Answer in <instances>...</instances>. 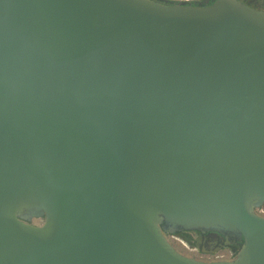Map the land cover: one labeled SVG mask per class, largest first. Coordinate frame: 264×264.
Wrapping results in <instances>:
<instances>
[{"label": "water", "instance_id": "1", "mask_svg": "<svg viewBox=\"0 0 264 264\" xmlns=\"http://www.w3.org/2000/svg\"><path fill=\"white\" fill-rule=\"evenodd\" d=\"M262 206L264 9L0 0V264H264Z\"/></svg>", "mask_w": 264, "mask_h": 264}, {"label": "flooded vegetation", "instance_id": "2", "mask_svg": "<svg viewBox=\"0 0 264 264\" xmlns=\"http://www.w3.org/2000/svg\"><path fill=\"white\" fill-rule=\"evenodd\" d=\"M213 0H199L194 4H209ZM255 7L264 9V0H243ZM176 237L187 240L192 249L191 256L196 258L209 257L207 259L221 258L219 253L226 252L228 259H234L237 253L241 250L244 240L238 239L231 234H225L217 231H202V230H179L174 234ZM188 251V252H189ZM227 258V257H222Z\"/></svg>", "mask_w": 264, "mask_h": 264}, {"label": "built area", "instance_id": "3", "mask_svg": "<svg viewBox=\"0 0 264 264\" xmlns=\"http://www.w3.org/2000/svg\"><path fill=\"white\" fill-rule=\"evenodd\" d=\"M181 2H187V3H194L196 2L195 0H180ZM259 213L261 215L264 216V206H262L260 209H259ZM170 240L172 243H182L187 249H192L190 243L187 241V240H184L182 238H179V237H176L174 234L173 235H170ZM227 258H229V256L227 255L226 256ZM222 258V257H221Z\"/></svg>", "mask_w": 264, "mask_h": 264}, {"label": "rangeland", "instance_id": "4", "mask_svg": "<svg viewBox=\"0 0 264 264\" xmlns=\"http://www.w3.org/2000/svg\"><path fill=\"white\" fill-rule=\"evenodd\" d=\"M174 1H180V0H174ZM195 1H199V0H195ZM35 224H40L39 220H34L33 221ZM174 245L176 247H178L181 251H183L184 253L186 254H190V251L182 244V243H174ZM189 251V252H188ZM219 257H226L227 256V253L226 252H221L218 254ZM206 259L209 258V257H205ZM211 258H214V257H211Z\"/></svg>", "mask_w": 264, "mask_h": 264}, {"label": "trees", "instance_id": "5", "mask_svg": "<svg viewBox=\"0 0 264 264\" xmlns=\"http://www.w3.org/2000/svg\"><path fill=\"white\" fill-rule=\"evenodd\" d=\"M215 0L211 1L209 4H212ZM209 4H197V5H209Z\"/></svg>", "mask_w": 264, "mask_h": 264}, {"label": "crops", "instance_id": "6", "mask_svg": "<svg viewBox=\"0 0 264 264\" xmlns=\"http://www.w3.org/2000/svg\"><path fill=\"white\" fill-rule=\"evenodd\" d=\"M160 1H174V0H160Z\"/></svg>", "mask_w": 264, "mask_h": 264}]
</instances>
